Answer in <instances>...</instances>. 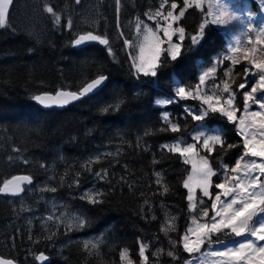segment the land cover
I'll return each instance as SVG.
<instances>
[{"label":"trees","instance_id":"16d2710c","mask_svg":"<svg viewBox=\"0 0 264 264\" xmlns=\"http://www.w3.org/2000/svg\"><path fill=\"white\" fill-rule=\"evenodd\" d=\"M175 2L183 6L181 0ZM43 3L70 18L72 30L63 21L60 27L53 25L42 11ZM246 3L252 15H259L255 0ZM159 4L160 0H122L119 24L132 44L137 19L146 21L145 13L155 12ZM205 20L209 23L199 37ZM6 21L0 28V183L25 175L33 183L19 198L0 194V257L16 264H123L126 250L131 264H144L139 256L143 241L148 264H184L189 256L182 244L173 249L170 241L180 240L191 218L183 187L190 168L162 146L177 139L191 143L200 125L208 132L222 129L227 143H240L241 138L220 113L209 110L203 121L187 115L184 106L199 110L198 100L177 98L163 107L156 100L174 97L177 82L195 87L216 60L223 64L221 77L230 66L223 59L229 46L226 34L211 24L205 9H187L174 25L185 29L182 55L160 66L156 77L137 79L116 28L115 0H82L79 5L74 0H13ZM88 30L107 34L115 58L107 46L74 45V39ZM193 35L197 43L190 39ZM247 67L246 61L232 66L233 91L245 82ZM99 74L107 80L96 94L61 110L42 109L34 99L59 90L79 91ZM236 99L242 110V95ZM105 107L109 111H102ZM165 111L180 124L179 132L161 130ZM219 147L214 146L209 160L214 171L220 166ZM242 151L229 149L223 163L233 166ZM200 154L207 155L202 150ZM102 169L108 173L103 180L94 175ZM212 179L217 183L221 177ZM52 187L55 192L47 190ZM93 193L100 194L99 202L82 198ZM205 202L211 204L208 198ZM79 220L86 222L84 227L75 226ZM212 239L218 244L217 237ZM220 239L238 241L234 235ZM158 249L160 254L154 255ZM169 250L179 259L169 257ZM40 253L48 263L35 260Z\"/></svg>","mask_w":264,"mask_h":264},{"label":"snow or ice","instance_id":"6c2138e0","mask_svg":"<svg viewBox=\"0 0 264 264\" xmlns=\"http://www.w3.org/2000/svg\"><path fill=\"white\" fill-rule=\"evenodd\" d=\"M183 6L178 5L175 0L169 3V0H160L159 8L155 12L145 13L148 20L152 21L155 28L143 20L137 19L135 28L138 36L142 37L135 45L138 52H130V66L134 70L137 79L141 75L144 77H156L159 67L171 61H176L182 55V45L180 42L185 39V29L183 27H173V23L185 15L189 8H201L202 0H182ZM79 5L82 0H74ZM13 0H0V28L6 26V18L9 14L10 6ZM167 6L168 10L164 11ZM261 6L264 7V0H261ZM218 7H221L218 5ZM223 10L211 20V24H224L225 20L220 17L229 13L230 18L239 19L235 13H230L227 5L222 6ZM122 8V0H115V11L117 14L116 28L119 36L123 39L126 48L132 47V42L125 37L123 27L119 24V14ZM179 9L177 14L174 11ZM212 5H209L207 15L214 16ZM42 11L46 13L56 27H60L62 21L64 27L72 30V20L65 19L51 3H43ZM250 19L254 18L250 15ZM209 21L205 20L200 25L199 37L205 34V25ZM250 31L253 29H249ZM264 33V25L259 29ZM178 41L174 42L173 37L177 36ZM193 43L198 42V36L190 37ZM251 39V38H249ZM85 42H98L100 45L107 46L109 55L115 58V53L111 47L110 39L106 33L86 31L85 34L78 35L73 43L76 46ZM240 42L237 41L238 45ZM259 43V41H257ZM229 51L237 52L238 47H230ZM255 49H245L243 56L248 59ZM232 63L236 64L238 58L233 57ZM256 72L251 68H245V82L240 83L238 88L233 91L227 81L220 84H214L212 94L202 91L201 86L205 84V77L214 72L215 68H209L199 76V83L195 87L186 88L177 82L174 97L167 99H157L156 104L166 106L179 100L193 99L200 100L201 107L199 110L188 105L184 106V112L191 116L195 121H203L211 113H220L232 122L237 130V135L241 138L240 143H227L222 137L226 135L221 129L215 135H205L200 133L194 136L193 143H185L181 139L175 140L171 145L165 144L162 147L170 152L177 153L183 158L185 164H191V174L183 182V187L187 190L188 208L191 215V225L181 236L179 241H170L172 248L175 249L177 244H182L183 250L189 255L199 254L192 260L185 261V264H264V60L257 63L255 60L250 61ZM252 74L257 78L250 86L247 83V75ZM107 76L99 74L96 78L86 83L79 91H56L54 95H38L34 99L41 104H67L70 101L81 99L88 93L100 86ZM243 97V108L239 107L237 94ZM253 105L258 110L253 111ZM206 106V107H205ZM111 107V106H110ZM115 107H119L116 105ZM102 111H109L105 107ZM240 113L238 116L237 113ZM161 123L165 126L162 131L179 132L181 130L179 123H174L171 113L165 111L161 113ZM203 126V125H201ZM186 127V124H185ZM147 134V133H146ZM202 139V143H199ZM184 146H181V145ZM215 145H219V154L221 155L220 166L217 171L210 166L209 160ZM242 148L243 151L236 159L233 166L223 163V155L229 149ZM203 150L207 155H201ZM19 151V149H14ZM11 159V158H10ZM27 164L28 161L24 160ZM44 167V165H41ZM107 170L102 169L94 173L96 177L103 180L107 176ZM159 176V174H157ZM221 177L220 182L213 183V177ZM31 185L33 183L30 176H12L0 183V194L19 195L25 191L24 183ZM160 182L159 180L157 181ZM217 189L215 193L210 191L212 188ZM200 189L201 195L196 197L195 190ZM48 191L55 192L56 188L52 187ZM168 189L165 187L164 192ZM99 193L86 194L85 197L91 203L99 202ZM205 198L211 201L208 205ZM47 219L52 220L49 216ZM84 220H79L76 227H84ZM174 230V228H173ZM234 235L243 237L233 247H222L215 249L213 245V236L217 237L215 243L225 244L221 236ZM31 239V236L29 237ZM208 244V251H202V246ZM87 249L89 245L86 243ZM95 248V244L92 245ZM148 246L143 241L140 242L139 256L143 258L144 264H148V257L145 254ZM126 251V250H125ZM161 250H157L154 255H159ZM169 257L179 259L174 251L167 252ZM124 253L121 254L123 258ZM47 257L40 253L35 256L36 261H45ZM0 264H14L12 259L0 258Z\"/></svg>","mask_w":264,"mask_h":264},{"label":"rangeland","instance_id":"374dc122","mask_svg":"<svg viewBox=\"0 0 264 264\" xmlns=\"http://www.w3.org/2000/svg\"><path fill=\"white\" fill-rule=\"evenodd\" d=\"M255 1L258 4V8H259V15H257V16L252 15L248 11L249 6H248V3H246V0H202V7L201 8L205 9L206 12H208V10H209V5L210 4L212 5L211 10L214 13V16L208 15L210 21L215 17V15H218L219 12L223 10L222 6H224V5H227L230 13H235L237 16H239V19L233 20L230 18L229 13H225L224 16L220 17L221 19L225 20V23L224 24H214L218 27V29L221 32H224L228 38V41H229V43H228L229 46L227 48L228 53L223 57V59L227 60L230 63V66H227L225 69H223L224 73H222L221 77H219L218 72H219V69L222 68L223 64H222V62L219 63L218 60H216L215 65L213 67V68H215V71L209 73V75L205 77V84L201 86L202 91L207 92V94H209V95L212 94L211 90L213 89L214 84H220L222 87L223 82L227 81L230 85V81L232 78V66L235 65L232 63L231 58H233V57L238 58V62L236 64H238L242 61H246L248 63L247 68H251L252 72H256L257 70L252 67L250 61L255 60L257 63H259L261 60H264V33L259 32L261 25H264V7L261 6V0H255ZM218 5H220L221 7H218ZM167 10H168V8L166 6L164 11H167ZM174 14H177V13H175V11H174ZM250 15L254 18L250 19L249 18ZM178 21L173 23L174 28H175L174 25ZM144 22L149 24L150 27L155 28V25L152 21L147 19ZM250 28L253 30L250 31L249 30ZM141 38L142 37L138 36V34L136 32V28H135L134 42L132 44V47L127 48L129 50V52H133V51L138 52V48H136L135 45L137 44V42ZM249 38H251V39H249ZM173 40H174V42H180V41H178V34H177V36L173 37ZM237 41L240 42L238 45L236 44ZM257 41H259V43H257ZM230 47H238L239 51H237V52L229 51ZM253 48L255 49V51L251 53V55L249 56L248 59H245L243 56L244 50L245 49H253ZM244 77H245V73H244ZM256 78L257 77L253 76L252 74L247 75V83L249 85V88L245 89V90H250V86ZM242 99H243V97H242ZM198 101L201 103L200 100H198ZM157 106L163 107L160 105H157ZM252 110L253 111L258 110L257 106L253 105ZM200 133H204L205 135H215L218 133V131L214 130L213 132H208L207 130H205L200 125L199 128L191 135V140H192L191 143L194 142L192 138L194 136L200 134ZM202 139H203V137L201 138V141L199 143H202ZM171 144L172 143H170L169 145H171ZM181 146H184V145L182 144ZM188 165L190 168L189 174H191V170H192L191 164H188ZM186 192H187V190H186ZM197 193L201 194L200 189H196L194 195L196 196ZM190 225H191V218L189 220L187 228ZM241 239H243V237H238L237 242L228 241V242H226V245L218 243V244H213L212 247L215 249H220V248L225 247V246L233 247L234 244L238 243ZM208 250H210L209 246L207 243H205V245L202 246V251H208ZM122 253H124V256L122 258L123 264H131L129 262L127 253L125 251ZM198 255L199 254H197V253H193L191 255L188 254V256H189L188 260H192L194 257H196ZM194 264H195V262H194Z\"/></svg>","mask_w":264,"mask_h":264},{"label":"water","instance_id":"95a60500","mask_svg":"<svg viewBox=\"0 0 264 264\" xmlns=\"http://www.w3.org/2000/svg\"><path fill=\"white\" fill-rule=\"evenodd\" d=\"M94 44L99 45V46H102V47H106L104 45H100L98 42H85V43H82L81 45L82 46H89V45H94ZM105 82H106V80L100 86H98L96 89H94L91 93L86 94L81 99L75 100V101H70L67 104H41L39 101H36V103L42 109H56V110H61L63 108L68 107L70 104H73V103H76V102L82 100L85 97H89V96H92V95L96 94L104 86ZM42 95H45V94H42ZM42 95H40V96H42ZM48 95H54V94H48ZM23 186L25 187V186H30V185H28L25 182ZM21 194H19V195L1 194V195H3L6 198L16 199V198H19ZM38 262L39 263H48V260L46 259L45 261H38ZM14 264H16V263L14 262Z\"/></svg>","mask_w":264,"mask_h":264}]
</instances>
